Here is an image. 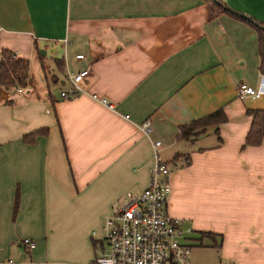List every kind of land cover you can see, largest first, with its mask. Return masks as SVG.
Segmentation results:
<instances>
[{
  "label": "crops",
  "instance_id": "obj_1",
  "mask_svg": "<svg viewBox=\"0 0 264 264\" xmlns=\"http://www.w3.org/2000/svg\"><path fill=\"white\" fill-rule=\"evenodd\" d=\"M220 1L264 22V0ZM2 49L29 68L21 92L0 87V264L98 256L104 218L149 183L155 140L170 169L167 208L191 253L198 246L195 264H264V139L243 146L264 95L237 98L264 74L250 23L210 19L204 0H0ZM83 69L86 92L62 99L66 73ZM218 109L226 122L178 139Z\"/></svg>",
  "mask_w": 264,
  "mask_h": 264
},
{
  "label": "built area",
  "instance_id": "obj_2",
  "mask_svg": "<svg viewBox=\"0 0 264 264\" xmlns=\"http://www.w3.org/2000/svg\"><path fill=\"white\" fill-rule=\"evenodd\" d=\"M80 60L82 54L75 56ZM90 75L89 69L66 73L69 86L60 91L62 99L76 98L86 91L82 84ZM17 92L22 87H15ZM264 95V74L257 86L240 84L237 98L256 99ZM90 97L108 108L112 104L96 94ZM143 133L150 131V121L140 125ZM154 162L150 168L149 183L139 194H125L121 206L104 218L101 236V253L85 264H191V246L181 240L182 220L170 215L167 201L171 192L170 169L159 156L160 141H153ZM23 245L32 247L29 239ZM233 264V263H228Z\"/></svg>",
  "mask_w": 264,
  "mask_h": 264
},
{
  "label": "trees",
  "instance_id": "obj_3",
  "mask_svg": "<svg viewBox=\"0 0 264 264\" xmlns=\"http://www.w3.org/2000/svg\"><path fill=\"white\" fill-rule=\"evenodd\" d=\"M204 2L206 3L210 19L221 13H227L239 20L250 23L258 32V51L259 55L262 58L264 57V22L250 19L241 13L234 12L220 0H204ZM56 64L59 70L63 69V60L56 59ZM28 68L29 64L27 59L18 57L12 50L2 49L0 51V87L9 90L15 87L26 86ZM247 113L251 116V125L243 146H257L264 139V110H249ZM226 120L224 111L218 109L211 114L183 126L178 135V139H191L205 132L209 127L217 126L226 122ZM43 131L39 130L25 135L24 140L32 141L37 134Z\"/></svg>",
  "mask_w": 264,
  "mask_h": 264
},
{
  "label": "rangeland",
  "instance_id": "obj_4",
  "mask_svg": "<svg viewBox=\"0 0 264 264\" xmlns=\"http://www.w3.org/2000/svg\"><path fill=\"white\" fill-rule=\"evenodd\" d=\"M54 55H55L54 53H51V51L48 50L47 51V55L45 56V62H46V65L48 66V68L50 70V74L51 75H52V72H54V73L56 72V70L53 68V63H52V60H51V57H53ZM57 77L60 78L61 77V73L60 74H57ZM48 83L51 86V88H54L55 94H58V92H59V90L61 88V83L59 81L53 82L50 79V77H48ZM101 235H102V228L99 229L96 238L99 239ZM181 240H182V238H181ZM197 245H198V243H197ZM194 248H195V250H198V246L197 247H194ZM194 251L192 250V253L190 254V263L191 264H195L196 262H198V258L195 260L194 257H193L194 256ZM100 253H101V248H100V246H97V255H99Z\"/></svg>",
  "mask_w": 264,
  "mask_h": 264
}]
</instances>
